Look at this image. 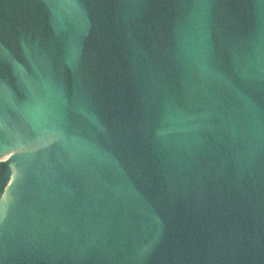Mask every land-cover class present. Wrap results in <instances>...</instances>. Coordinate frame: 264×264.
Returning <instances> with one entry per match:
<instances>
[{
    "label": "water",
    "instance_id": "water-1",
    "mask_svg": "<svg viewBox=\"0 0 264 264\" xmlns=\"http://www.w3.org/2000/svg\"><path fill=\"white\" fill-rule=\"evenodd\" d=\"M0 264H264V0H0Z\"/></svg>",
    "mask_w": 264,
    "mask_h": 264
}]
</instances>
